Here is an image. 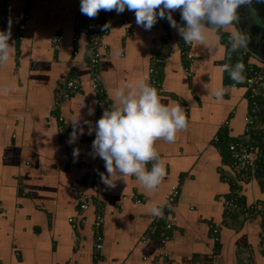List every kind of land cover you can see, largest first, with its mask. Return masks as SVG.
Returning a JSON list of instances; mask_svg holds the SVG:
<instances>
[{"label": "crops", "instance_id": "1", "mask_svg": "<svg viewBox=\"0 0 264 264\" xmlns=\"http://www.w3.org/2000/svg\"><path fill=\"white\" fill-rule=\"evenodd\" d=\"M9 3L5 31L11 19L9 43L14 42L15 51L0 67V85H11L9 93H0V264H264V190L259 175L264 167L243 181L241 204L233 213L224 205L235 173L228 143L216 138L242 136L248 106L245 87L223 83L224 49L215 39L217 33L210 34L211 50L194 47V76L188 78L177 29L170 25L166 37L164 23L157 21L145 30L136 24L134 11L113 10L103 38L109 50L100 63L108 94L112 98L123 81L149 83L153 58L164 56L159 94L165 103L171 100L185 108L188 126L174 143L157 141L167 173L157 190L146 191L135 177L109 188L97 174L107 175L102 159L91 155L95 132L88 135L84 124L87 120L94 126L100 118L99 95L89 84L88 37L74 38L81 0ZM172 17L180 25V11ZM20 21L26 23L21 40L15 37ZM68 79L83 87L56 105L55 90ZM221 87L228 91L217 101L209 92ZM82 102L86 107H80ZM88 107L94 108V115L87 114ZM79 115L85 134L70 145L71 121ZM74 148L80 150L76 162ZM175 185L180 194L161 220L162 225L172 224L169 239L162 242L147 206L163 205ZM86 200L102 208L104 247L99 254L94 248V207L81 208ZM214 228L219 230L216 237Z\"/></svg>", "mask_w": 264, "mask_h": 264}, {"label": "clouds", "instance_id": "2", "mask_svg": "<svg viewBox=\"0 0 264 264\" xmlns=\"http://www.w3.org/2000/svg\"><path fill=\"white\" fill-rule=\"evenodd\" d=\"M252 0H81L80 11L89 18H95L103 11L115 10L118 14L134 11L136 24L150 30L157 17L166 18L172 28L186 44H197L211 50L210 34L223 29H232L230 33V51L247 48L249 38L235 27L238 22V9L251 4ZM157 10H159L157 12ZM180 11L184 25L177 24L172 12ZM12 20L9 19L7 31H0V67L6 66L13 59L15 44L9 43L12 38ZM110 22L102 30L108 29ZM127 27V26H126ZM215 39H219L218 36ZM119 57L121 52L117 50ZM230 59V56H229ZM245 65L237 61L235 65L225 63L220 66L221 72H228L235 84H243ZM234 86V85H233ZM11 85H0V93H9ZM228 88L221 87L209 92L217 101H222ZM113 103L110 109L103 111L102 117L93 126L88 125V135L95 132L92 143V158L100 157L105 162L107 175L98 173L101 182L114 188L117 181L135 177L136 182L146 191H155L166 176V165L157 148V141L174 143L178 133L187 129L188 118L185 108L179 103L160 95L155 87L144 79L123 81L111 93ZM95 103V102H93ZM81 108L86 107L84 102ZM87 114L94 115V108L88 107ZM72 132L68 143L74 144L79 136L85 134L81 126L80 115L71 121ZM80 155L78 148L73 149L74 162ZM151 163L149 170L147 165ZM150 214L163 218L165 205H148Z\"/></svg>", "mask_w": 264, "mask_h": 264}, {"label": "built area", "instance_id": "3", "mask_svg": "<svg viewBox=\"0 0 264 264\" xmlns=\"http://www.w3.org/2000/svg\"><path fill=\"white\" fill-rule=\"evenodd\" d=\"M10 8L9 0H0V31H5L7 13ZM159 10H157L158 12ZM30 15L25 14V18H28ZM113 17V11H103L101 10L98 13V16L95 18H89L86 15L82 14L80 10L75 12V39L79 38L81 35H87L88 37V68L90 73V87L96 94L99 95L98 98V117L101 118L103 111L110 109L113 99L108 94L104 83L102 82V77L100 73V63L104 54L109 50L108 45L104 42V36L107 33L108 29L102 30V27L109 23ZM157 21L164 23L165 30L164 36L169 37L170 35V22L164 18L160 19L157 17ZM127 23V20H125ZM180 25L183 26L184 22L180 20ZM26 23L20 21L18 23L17 32L15 34L16 39H23L25 33ZM59 38H55V46L59 47ZM178 42L180 44V54L184 61L187 63L185 67V73L188 78H192L194 73L192 71V66L195 61V52L193 44H186L183 38L178 35ZM246 50V49H245ZM247 51V50H246ZM248 52V51H247ZM155 65H151L149 68L150 80L149 84L155 87L158 93L163 91V84L160 79L159 70L156 67L158 63H164L165 57L156 55L153 58ZM244 76L246 81L244 87L246 88L247 95L249 96L250 109L244 116V129L243 134L236 140H233L229 143L230 150V164L233 172L235 173L234 183L232 192L229 198L224 201L225 209L228 214L233 213V211L240 206V197L242 196V184L243 181L252 178L254 175V170L259 167L260 164L264 163V63L255 64L250 62L244 71ZM81 82L75 79H68L62 85L58 86L55 90V99L54 103L60 105L64 100L68 99L73 94L79 92L82 89ZM60 120L63 121V118L60 117ZM228 123V122H226ZM222 126V125H221ZM223 127V126H222ZM62 129V125H60ZM219 139V135L216 138ZM102 165H105V162L102 160ZM99 171L97 172V174ZM180 194L179 186L175 185L171 187V190L165 196V207L163 208V218L166 215V210L171 208L176 204V200ZM94 207V220H93V229H94V248L95 254H99L104 247V234H103V223L104 217L102 213V208L99 204L94 203L93 201L89 202L86 200L82 202L81 208L83 210H88L90 207ZM163 218H155L154 224L162 220ZM74 218H71L70 221H74ZM165 230L172 228V224L167 222L165 224ZM218 228H214V237L218 233ZM162 242H165L169 239V235L163 231L162 233ZM148 237V234L142 236V240L145 241Z\"/></svg>", "mask_w": 264, "mask_h": 264}, {"label": "trees", "instance_id": "4", "mask_svg": "<svg viewBox=\"0 0 264 264\" xmlns=\"http://www.w3.org/2000/svg\"><path fill=\"white\" fill-rule=\"evenodd\" d=\"M235 27L239 30V28H238V26H237V23H235ZM228 29H223V30H220L218 33H217V36L219 37V40H220V43H221V45H222V47H223V56H222V58L220 59V66L221 65H223V64H225V63H230V64H232V65H235L236 63H237V61H240V62H242L244 65H245V67L250 63V62H252V63H255V64H262V63H264V62H262V61H260L259 59H257L255 56H253L251 53H249V52H247L246 50H245V48H240L238 51H235V52H231L230 51V44H229V39H230V33H231V31H232V29H229L228 31H227ZM240 31V30H239ZM163 48H165V47H163ZM229 56H230V59H229ZM182 57V56H181ZM183 59V58H182ZM183 61H184V59H183ZM163 66V63H158L157 64V69L159 70V73H160V79H161V81H162V71H161V67L160 66ZM186 65H187V63L184 61V66L186 67ZM245 71V70H244ZM222 75H223V83L224 84H228V85H230V86H232V87H235V88H237V89H239L240 87H244V83L243 84H235V82L234 81H232L231 79H230V76H229V74H228V72H222ZM243 75H244V73H243ZM149 80H150V78H149ZM162 84H163V81H162ZM234 85V86H233ZM246 100H247V106H248V111H249V109H250V102H251V100H250V98H249V96L247 95V97H246ZM247 111V112H248ZM225 133V132H224ZM223 133V134H224ZM223 137L224 136H219V141H224V142H226V144L228 143V145H227V147L225 146V148H227V150H229V143L231 142V141H233V140H236L237 138H235V139H223ZM228 155H230V150H229V153H228ZM260 166L261 167H264V163H261L260 164ZM259 175L261 176L260 177V185L262 186V189L264 190V171L262 172H260L259 173ZM93 208V207H92ZM94 212H95V209H94ZM166 224V223H165ZM164 227H165V225H162V223H161V220L156 224L155 223V226H154V233L156 234V235H159V233L162 235V233H163V230H164ZM104 231V230H103ZM164 232L165 233H167L168 234V230H164ZM103 234H104V232H103Z\"/></svg>", "mask_w": 264, "mask_h": 264}, {"label": "water", "instance_id": "5", "mask_svg": "<svg viewBox=\"0 0 264 264\" xmlns=\"http://www.w3.org/2000/svg\"><path fill=\"white\" fill-rule=\"evenodd\" d=\"M237 26L247 35L249 53L264 62V0H252L238 9Z\"/></svg>", "mask_w": 264, "mask_h": 264}]
</instances>
